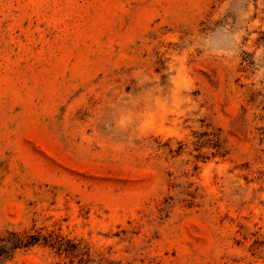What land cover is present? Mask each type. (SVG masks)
Returning <instances> with one entry per match:
<instances>
[{
  "label": "rangeland",
  "instance_id": "rangeland-1",
  "mask_svg": "<svg viewBox=\"0 0 264 264\" xmlns=\"http://www.w3.org/2000/svg\"><path fill=\"white\" fill-rule=\"evenodd\" d=\"M3 264H264V0H0Z\"/></svg>",
  "mask_w": 264,
  "mask_h": 264
},
{
  "label": "trees",
  "instance_id": "trees-1",
  "mask_svg": "<svg viewBox=\"0 0 264 264\" xmlns=\"http://www.w3.org/2000/svg\"><path fill=\"white\" fill-rule=\"evenodd\" d=\"M40 236L26 235L18 232H8L0 237V264H3L18 249L29 248L39 241Z\"/></svg>",
  "mask_w": 264,
  "mask_h": 264
}]
</instances>
